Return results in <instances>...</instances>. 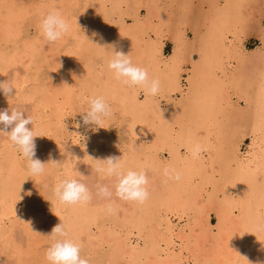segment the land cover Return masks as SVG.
<instances>
[{"label":"bare ground","instance_id":"6f19581e","mask_svg":"<svg viewBox=\"0 0 264 264\" xmlns=\"http://www.w3.org/2000/svg\"><path fill=\"white\" fill-rule=\"evenodd\" d=\"M10 1L13 9L8 13L10 2L0 0V18L6 17L4 14L8 13L11 14L12 22H20L31 13L26 10L28 5L24 8L25 3L23 6L17 4L20 0ZM81 1L41 0V8L38 6L37 10L31 11L39 12L41 18L42 14L52 8L60 9L70 22L71 31L55 46L49 45L39 37L26 46L27 51L23 56L28 57L30 63H36L38 57L41 61L39 68L43 64H50V71L58 77L55 84L45 83L44 87L40 85L42 88L38 84L41 89L38 92L40 95L41 92L42 95L44 93L45 97L44 103L40 100L43 103L41 105L44 109H53L52 121L55 126L61 115L66 116L77 111L78 105L86 103L89 97L105 98L112 107V115L102 125L103 128H94L92 135L84 140L83 162L93 165L94 169L100 168L103 165L96 160L103 161L110 157L109 151L114 146H124L120 158L124 159L125 170L144 169L150 176V199L142 206L118 201L117 212L112 214L115 218L112 222L115 228L109 224H101L107 223L106 215L110 216L102 206L98 208L92 203L83 207L67 206L61 204L56 197L51 201L54 203L53 208L41 218L36 216L41 212L38 208L40 203H34H37L40 194L44 195L50 188L53 189L49 183L52 177L49 182L46 180L51 176L55 165H48L43 176L34 177L29 173L27 177L23 175L27 169L23 171L25 168L20 167L22 162L17 163L20 156L16 157L17 153L12 151L16 155L13 156L15 159L10 160L7 169L4 168L0 173V221L9 215L21 213L19 209L23 208L20 222L15 225L19 224V228L26 231L25 236L30 245L39 243L42 237H36L39 221L46 224L48 236L52 229L62 222L68 237L81 245L82 256L87 250V258L92 264H249V261L255 264L257 260L264 261V27L259 28L262 47L254 54L248 53L243 36L246 34L247 20L243 17L245 11H242L246 0H201L202 5H207V8H202L201 22L193 28L194 52L198 54V59L192 61L186 84H183L182 79V44H186L184 39L187 31L179 26H185L187 23L173 20L180 9L176 8L171 0H150L149 6L152 9L148 19L143 22L137 18L134 28L127 27L124 20L129 14L125 10V13L122 12V3L127 4V0H94V5L90 4L89 0L87 3L82 1L85 3L82 5ZM189 2L191 0H181L179 6L184 10ZM109 4L112 5L109 7ZM81 9L89 12V15L82 14L75 18L77 10ZM115 16L123 19L121 24L112 22ZM152 18H155L156 22ZM37 21L39 23V19ZM0 22V31L7 39L13 26L10 21L0 19ZM118 24L120 30L117 31V41L128 43L126 48L129 49L130 46L131 50L136 51L138 61L135 60L137 63L141 62L137 65L147 68L150 77L159 79L160 95L147 97L142 101L141 97L144 95L141 90L124 86L107 70V63L113 55L112 53L109 56L112 50L108 47V31ZM33 26L31 28L35 27ZM148 30L153 31L159 38L173 33L175 50L168 61L157 56V53L162 52V41H157L155 47L141 44V38L148 36ZM93 32L100 35L92 38ZM85 35L93 43L106 48L90 43L84 38ZM101 36L103 39H100ZM7 44L5 46H9ZM22 45L24 46L23 43ZM11 46L13 47V44ZM1 53L3 52L1 51L0 55ZM4 55L7 56L6 53ZM133 55L131 56L134 57ZM3 59L5 60L1 58L3 62L0 63L7 67L9 59ZM5 73L7 72L0 67V81L5 80ZM33 88L35 87L32 86ZM19 90L18 93L21 94V89ZM40 95L37 96L38 99H42ZM18 98H21L20 95ZM163 103L166 104L165 107ZM79 124L81 126L76 127L80 136L75 135V141L68 147V151L67 147L66 151L63 149L59 139L52 140L50 137L52 142H46L49 136L44 140L47 133L36 127V131L42 133L35 139L36 158L44 162V157H49L50 154L55 161L58 156L65 157L61 162L65 164V172H53L56 176L55 184L66 178H77L76 171L80 173L75 164L78 157L80 158L78 145L84 134V127L81 121ZM43 127L45 128L46 124ZM50 129L55 131L52 127ZM246 138L251 139L250 149L248 153L242 154L241 149ZM37 139H43V142L38 143ZM68 141L70 140H67V143ZM195 143H200L205 148L199 159H193L188 154V149ZM10 144L11 142L8 145ZM99 147L103 148L101 158H98V155L94 157V149ZM6 152L9 151L6 150L5 154ZM166 154L169 158L165 160ZM110 155L117 157L116 154ZM170 166L182 173L179 183L164 182L163 169ZM12 203L13 209L9 207ZM213 217L216 224L213 223ZM85 224L89 225L88 228ZM100 224L95 231V234L98 232L97 235L93 234L90 226ZM3 230L0 225V253L10 256L9 250L12 248L13 251L15 242L7 238L6 241L12 242L11 248L9 243L2 245ZM140 240L146 241L144 246ZM14 256L21 258L18 254ZM30 260L33 259L29 257Z\"/></svg>","mask_w":264,"mask_h":264},{"label":"rangeland","instance_id":"374dc122","mask_svg":"<svg viewBox=\"0 0 264 264\" xmlns=\"http://www.w3.org/2000/svg\"><path fill=\"white\" fill-rule=\"evenodd\" d=\"M4 1H7V2H5V3H9V4H11V5H9V6H11V8L9 7V9H8V13L9 12H11L10 10L11 9H13L12 8V2L10 1V0H4ZM15 1V0H14ZM13 1V2H14ZM21 2H19V3H17V4H19L20 6H23L22 4H24L25 3V5H24V8L26 9V6L28 5V7H27V9L26 10H30V12L31 13H29L26 17H25V19H23L22 21H20V22H18V20L17 21H13L12 22V17H11V14H8V13H5L4 15L7 17H1L0 19H2V20H6V21H10L11 23V25L13 26V27H11L12 28V30H11V33H10V35H9V37L6 39L5 38V36L3 35L4 33L3 32H1L0 31V49H2V50H0V52L2 51L3 53H1V55H0V61H2L1 60V58H5V60L4 61H8V59H9V61L6 63V64H8L7 65V67H6V65L5 64H1L0 63V67L2 68V70H4V71H6L7 73H5V75H6V78H5V80L7 79H9V78H11L14 74H17V75H15L14 77L15 78H18V80L17 79H15L16 80V89L18 88V90L19 89H21V94L23 95V94H27L28 95V97H29V99H28V97H27V95L25 96H23V98H22V95L20 94V93H18V90H17V97H19V95H20V97L22 98H18L17 99V97H16V99H14V100H16V102H11V101H9L8 99H5V96L1 93L0 95H2V96H0V110H5V109H8L9 107H10V104L13 106V107H20V108H22V109H25V110H27V112H28V114H30L31 115V113H32V115L33 116H35L34 118H35V128L37 127V128H39L40 130H42V132H45V133H47L46 135H45V137H44V140L46 139H48V136H49V141L47 140L46 142H52L51 141V139H50V137L52 138V140L53 139H56V140H58V141H60L61 142V144L63 145V149L66 151V149H67V151H68V147L75 141V135H77V131H78V129H77V124H79L80 123V121L82 122V114H83V112L85 111L84 110V108H87V102L85 103H81L80 105H78L77 107H78V110H77V108H76V110L77 111H75L76 112V114H75V112H71V113H68V114H66V116L65 115H61L60 117H59V121H58V124L55 126V124L53 123V121L52 120H54L53 119V109H51V111L50 110H48V109H44L43 108V106L41 105V103L43 102L44 103V101H45V97H44V93H43V95H42V92H41V95H42V99L41 98H39L38 99V97L37 96H39L40 95V93L38 92V90L39 91H41V89H40V85H43L42 87H44L47 83L49 84V83H54L55 84V82H57L58 81V77L55 75V73H53L52 71H50L51 69L49 68L50 67V64H43V66H40V68H39V63L41 62L40 61V59L37 57V61H36V63H30L29 62V59H28V57H26L25 58V56H23V55H25L24 53H26V51L27 50H25L26 49V46L28 47V45L30 44V43H32L33 41H35V40H37L39 37L40 38H42L41 36H40V34H39V28H38V21H37V19H39L40 20V15L37 13V12H32L31 10H37V7L39 6V8H41L40 7V2H41V0H24V1H27V2H24L23 0H20ZM28 1H30V4H29V2ZM32 1L33 2H35V3H32ZM36 1H37V3H36ZM83 2H85V3H87V1L88 0H82ZM81 1V4L82 5H84L85 3H83ZM128 1V3L126 4V2L125 3H122V12H124L125 13V11H126V13L128 12V14H129V16H126V18H124V20H126V22H127V27H129V28H134V26H135V23H136V19L137 18H140V20L141 21H143V22H146L145 20L146 19H148V15H149V12H150V10L152 9V8H150V6H149V4H150V0H127ZM173 3H174V5H175V7L176 8H179L180 10H177V12H176V14L174 15V19L173 20H175V21H182V22H186L187 24L184 26H179V28L180 29H186V37H185V41H186V44L184 45V44H182L183 46V48H182V53H183V59H184V63L182 64V69H184V71H183V84H186V82H187V78L190 76V73H191V71H190V68L192 67V61H193V59H198V54L197 53H195L194 51V48H195V45H194V42H195V32H194V30H193V28L195 29V27H196V24H198L199 22H201L200 20H201V14H202V8H207V5L206 6H204V5H202V1L201 0H191V2H189V4H188V6H186V8H184V10H183V8H181L180 6H179V3L181 2V0H171ZM38 2H39V4H38ZM89 2H91L90 4H92L93 2H94V0L93 1H91V0H89ZM246 3V5H245V7H244V9L242 10V11H245V12H243V17H244V19H246L247 21H245L246 22V34H244L243 36H244V46H245V50H247V52L248 53H250V54H254L256 51H258L259 49H260V47H262V42H261V34H260V32H259V28H263L264 27V0H246L245 1ZM35 4V5H34ZM30 5H32V7H30ZM93 5H94V3H93ZM112 4H109V7L111 6ZM34 6H36V8H34L33 9V7ZM188 7V8H187ZM38 8V9H39ZM83 9H81L80 11H81V13H80V11L79 10H77L78 12H77V14H76V16H75V18H79L82 14H85V15H89L88 13L89 12H87L86 13V11H82ZM125 10V11H124ZM152 13V12H151ZM38 14V15H37ZM42 15H44V14H42ZM80 15V16H79ZM118 16H119V14H118ZM118 16H115V18L112 20V22L113 21H115L116 22V24L117 23H120L121 24V22L123 21V19L120 17H118ZM30 17V18H29ZM36 17H38L37 19H36ZM118 18V19H117ZM120 20V21H119ZM122 20V21H121ZM138 20V19H137ZM152 20H154V22H156V19L155 18H152ZM33 21V23H31L30 24V22H32ZM37 21V22H36ZM179 21V22H180ZM115 22H113L114 24H115ZM176 22V23H177ZM181 22V23H182ZM1 23V22H0ZM27 23H29V24H27ZM35 23V27L33 26V24ZM149 23V22H148ZM15 24V25H14ZM20 24V25H19ZM120 24H118V25H114L115 27H113L112 29H110L108 32H110L109 33V35H110V37H108V47H109V50H110V45H111V53H109V56H111L112 55V53H113V51H116V49H117V47H118V49H117V51H123V49H124V53L125 54H129V52L128 51H130L131 52V55H133L134 57H132L131 56V59L133 60V62H134V64H141V62L139 63H137V57H136V51H134V50H131V47L129 46V49L128 48H126V47H128V43H124V42H119V41H117V38H116V36L118 37V39H119V32H117V31H119L120 30V28H119V26H120ZM34 27V28H31L32 26ZM36 25H37V27H36ZM31 26V27H30ZM195 26V27H194ZM126 27V28H127ZM21 28V29H20ZM27 28V29H26ZM14 29H15V31H14ZM23 30H25V31H23ZM33 30V31H32ZM151 30V29H150ZM114 31H116L115 33H114ZM173 31H175V29L173 28ZM172 31V32H173ZM17 32H18V34H17ZM152 32V34H150ZM3 33V34H2ZM27 33V34H26ZM31 33V34H30ZM17 35V36H16ZM20 35V36H19ZM2 36V37H1ZM16 36V37H15ZM146 37H144L143 36V38H141V44H148V45H152V46H154V44L156 43H158L159 41H162L164 44H163V49H162V52L161 53H157V56H158V58H161L162 60H166V61H168L169 60V58L173 55V53H174V50H175V42L173 41V33L172 34H166V35H164L165 37H160L159 38V36H157L155 33H153V31H149L148 30V36L147 35H145ZM149 36H151V37H149ZM157 36V37H156ZM150 39H149V38ZM16 38V39H15ZM114 38H116V39H114ZM145 38H148V39H146L145 40ZM14 39V40H13ZM159 39V40H158ZM13 40V41H12ZM111 41V43H109L110 41ZM114 40V41H113ZM120 40H123V39H120ZM11 41V42H10ZM19 43H18V42ZM25 41V42H24ZM123 41H125V39L123 40ZM145 41V42H144ZM153 41V42H152ZM158 41V42H157ZM12 42H14V43H12ZM17 42V43H16ZM8 43V44H7ZM10 43V44H9ZM13 44V47L11 46L12 44ZM22 43L24 44V46H25V48H24V46L22 45ZM27 43V44H26ZM115 43H117L116 45H115ZM124 43V44H123ZM4 44V45H3ZM5 44H7V45H9V46H5ZM123 44V45H122ZM143 44V45H144ZM181 44V43H180ZM22 45V47H20L21 49H19V46H21ZM126 45V46H125ZM142 45V46H143ZM5 46V47H4ZM115 46V47H114ZM7 47H12V48H7ZM155 47V46H154ZM8 50H7V49ZM22 48H23V50H22ZM113 48V49H112ZM17 49H19V51L17 50ZM115 49V50H114ZM12 50V51H11ZM15 50H17L16 52H15ZM23 51V53H21V51ZM4 51H6V52H4ZM18 52V53H17ZM133 52V53H132ZM4 53H6V55L7 56H5L4 55ZM10 53V54H9ZM13 53V54H12ZM20 53V54H19ZM191 53V54H190ZM8 54L10 55L9 57H8ZM15 54H17V55H15ZM189 54V55H188ZM4 55V56H3ZM13 55V56H12ZM21 55V56H20ZM3 56V57H2ZM13 57H15V58H13ZM18 57V58H17ZM20 57H22V58H20ZM165 58V59H164ZM16 59V60H15ZM18 59H20V60H18ZM22 59H23V61H22ZM27 59H28V61H27ZM137 61H136V60ZM14 62H13V61ZM12 61V62H11ZM16 61V62H15ZM21 61V62H20ZM3 62V61H2ZM13 63V64H12ZM15 63V64H14ZM17 63V64H16ZM21 63H23V65H21ZM147 63V62H146ZM28 64V65H27ZM10 65V66H9ZM15 65V66H14ZM37 65V66H36ZM144 65H146V64H144ZM139 66V65H138ZM142 66H143V63H142ZM190 66V67H189ZM26 67H27V69H26ZM4 68H6V70L4 69ZM28 68H29V70H28ZM37 68H39L38 70H37ZM44 69V70H43ZM27 70V71H26ZM32 70V71H31ZM40 70V71H39ZM41 71H44V72H41ZM8 72H9V74H8ZM17 72V73H16ZM24 72V73H23ZM31 72V73H30ZM36 72H38V73H36ZM40 72V73H39ZM185 72V73H184ZM42 73V74H41ZM45 73V74H44ZM23 74V75H22ZM26 75V76H25ZM22 76V77H21ZM56 76V77H55ZM9 77V78H8ZM26 77H27V79L29 80H27L26 79ZM36 77V78H35ZM22 78V79H21ZM35 78V79H34ZM26 79V82H25V84H24V80ZM17 81H18V83H17ZM28 82V83H27ZM41 82H43V83H41ZM46 83V84H45ZM38 84H39V86H38ZM23 85H24V87H23ZM27 85V86H26ZM20 86H22V87H20ZM32 86L33 87H35V88H33L32 89ZM31 87V88H30ZM41 87V88H42ZM27 89H29V90H27ZM31 89V90H30ZM36 89H37V91H36ZM25 90V91H24ZM27 90V91H26ZM20 91V90H19ZM23 91V92H22ZM36 93V94H35ZM32 94V95H31ZM29 95H31V96H29ZM41 95H40V97H41ZM25 97V98H24ZM27 97V98H26ZM31 97V98H30ZM35 98V99H34ZM4 101H3V100ZM24 99V100H23ZM33 99V100H32ZM9 102H8V101ZM13 100V101H14ZM28 100V101H27ZM40 100H42V102H40ZM141 100L143 101V100H145V97L144 96H142L141 97ZM7 101V102H6ZM20 101V102H19ZM25 101V102H24ZM37 101H39V102H37ZM79 101V100H78ZM2 102V103H1ZM4 102H5V105H4ZM37 102V103H36ZM165 102V101H164ZM42 103V104H43ZM80 103V102H79ZM164 107H165V103H163L162 104ZM41 108V110H39ZM83 109V110H82ZM82 110V111H81ZM31 111V112H30ZM50 111V112H49ZM37 112V113H36ZM45 112V113H44ZM35 113V114H34ZM80 113V114H79ZM80 116H79V115ZM37 115V116H36ZM76 115H77V117H76ZM80 117V118H79ZM46 118H47V120H46ZM76 119V120H75ZM42 120V121H41ZM64 120V121H63ZM75 122H74V121ZM79 120V121H78ZM46 121V122H45ZM51 121V122H50ZM65 122V123H64ZM39 123V124H38ZM51 123H52V126H51ZM42 124H44V125H42ZM45 124H46V127L44 128L43 126H45ZM49 125V126H48ZM75 125V126H74ZM82 125H83V122H82ZM42 126V127H41ZM61 126V127H60ZM67 126V127H66ZM76 127V128H74V127ZM29 128H31V125H29L28 126ZM41 127V128H40ZM50 127H52V129H54L55 131L53 132V130L52 131H50L51 129H50ZM65 128V129H62V128ZM84 127V126H83ZM49 128V130L48 131H50V132H48L46 129H48ZM69 128V129H68ZM91 128V129H90ZM94 128H95V126H90V127H88L87 128V130H86V128L84 127V130H82L83 132H82V139L80 140V143H79V148H78V156H80V158L78 157V160H77V162H76V166H77V168H79V171H80V173H82L83 175H84V177H86L87 179H84V178H81V177H77V178H79V179H82V181L84 182V183H86L88 186H89V188L93 191V193L95 192V188H94V185L96 184V183H101V184H112V183H114V181L111 179V178H108V177H102L103 175H101V174H97L95 171H94V166L93 165H91V164H87L86 162H83L84 161V158H83V154H82V150H83V144L85 143V141L84 140H86L87 139V137L89 138V136L90 135H92V133H93V130H94ZM46 131H45V130ZM73 129V130H72ZM76 129V130H75ZM58 130H59V132H58ZM91 130H92V132H91ZM72 131V132H71ZM52 132V133H51ZM66 132H67V134H66ZM71 132V133H70ZM90 132H91V134H90ZM54 133V134H53ZM60 133V134H59ZM48 134H50V135H48ZM72 134V135H71ZM65 135H67V136H65ZM85 135V136H84ZM53 136H54V138H53ZM60 136V137H59ZM70 138V139H69ZM7 140V141H6ZM39 140V141H38ZM43 139H37V142L38 143H42L43 141H42ZM63 140V141H62ZM67 140H70V141H68V143H67ZM41 141V142H40ZM251 142V139L250 138H246V141H245V145L242 147V149H241V153L242 154H246V153H248V151H249V149H250V143ZM10 143V141L7 139V137H5V136H3V135H0V173L2 172V170L5 168V169H7V164H9V162H10V160H14L15 159V157H13V156H16V157H18V156H20V154L13 148V145L12 144H10V145H8ZM66 144V145H65ZM7 145V146H6ZM50 145V144H49ZM48 145V146H49ZM65 145V146H64ZM5 146V147H4ZM48 146H46V147H48ZM82 146V147H81ZM117 146V147H116ZM116 146H114L113 147V151L110 149V151H109V156H111L110 155V153H112V154H116L117 155V157H120L121 155H122V153H123V149H124V146H119V145H116ZM119 146V147H118ZM67 147V148H66ZM10 148H12V150L10 149ZM66 148V149H65ZM100 148V149H99ZM99 148H97V149H94L95 150V152L96 153H94V157L95 156H97L98 158H101V155H103V152H102V149L103 148H101V147H99ZM119 148V149H118ZM7 151H9V152H14V153H17L16 155L15 154H13V152L10 154L9 152H6L7 154H5V151L6 150ZM117 149V150H116ZM5 150V151H4ZM94 150L92 151V153L94 152ZM3 151V152H2ZM98 152V153H97ZM116 152V153H115ZM9 153V154H8ZM100 153V154H99ZM13 154V155H12ZM12 155V156H11ZM61 156H62V154H61ZM65 156H66V154H65ZM11 157H12V159H11ZM59 158H57V162H62V161H64L63 160V158L65 159V157H60V156H58ZM19 159H18V162L17 163H23V164H27L26 163V161L20 156V157H18ZM61 158V159H60ZM166 158H169V155L168 154H166L165 155V160H166ZM49 157L48 156H45L44 157V163H47L49 160ZM81 159V160H80ZM106 159V158H105ZM24 162H23V161ZM81 162H82V164H81ZM11 163V162H10ZM21 163V164H22ZM79 163V164H78ZM20 164V167H23V168H25V169H23V171L24 170H26L27 169V171H28V167H27V165H26V167H25V165H21ZM63 165H65L64 163L62 164L61 163V165L59 166V167H56L55 166V169L52 171V174H51V176H49V178H48V180H46V181H50L51 180V177H52V180L49 182V183H51L52 184V186H51V184H50V186L51 187H54L53 186V182L54 181H56V176H54V174H58L59 172H65V168H64V166ZM80 166V167H79ZM102 167V166H101ZM95 169H97V168H95ZM27 171H24V172H26V173H24L23 172V175L24 176H27L28 174H29V171L27 172ZM53 172H54V174H53ZM28 177V176H27ZM95 177V178H94ZM85 180V181H84ZM93 180V181H92ZM54 184H55V182H54ZM41 189V188H40ZM51 189L52 188H50V191H48V192H46V193H44V195L43 194H40V197H39V199L37 200V203H34L35 205H39V203H40V205L38 206V208H39V210L41 211L40 212V214L39 215H36V216H39V217H41V218H43L44 216H46L47 214H48V210H51L52 208H53V204H52V202L51 201H53L54 199H55V196H54V194H53V192H51ZM52 191H53V189H52ZM52 194H51V193ZM47 196H49V197H47ZM46 198H48V199H46ZM51 198H53V199H51ZM46 199V200H45ZM45 200V201H44ZM48 201V202H47ZM49 201H50V203H49ZM47 202V203H46ZM44 203V204H43ZM92 205H94L95 207H97L98 206V208L101 206V204H102V202L101 201H99V200H97V199H94L92 202ZM101 203V204H100ZM11 205V204H10ZM49 206V207H47V206ZM41 206H43V207H41ZM51 206V207H50ZM11 209H13L14 208V206H13V203H12V205L11 206H9ZM43 208V209H42ZM49 208V209H48ZM101 208V207H100ZM47 209V211H45ZM103 210V209H102ZM21 211V213L23 212V208H21V209H19V212ZM117 212V211H116ZM116 212H115V214H116ZM21 213H18V214H14L13 216L12 215H9L7 218H3V219H1V221H0V225L1 226H3V231H4V235H3V238L1 239V244L2 245H7L8 243V245L10 246L11 244H10V240L9 241H6L7 240V238H10L12 241H13V243H14V246H15V248H13V251H12V248H11V246L9 247V248H11L10 250H9V254H10V256L9 255H4V253L3 254H1L0 253V264H36V262H37V264H47V262H45L44 260H45V250L50 246V244L52 243V241L50 240V239H48L47 238V236H48V234H47V226H46V224H44V223H42V222H44V221H39L37 224H38V226H37V234H36V237H43V239H42V237L40 238V242L39 243H37V244H35L34 245V243H31V244H33V245H30V243H28V238H27V236H25V232L21 229V228H19V224L18 225H15L16 223H19L20 221V219H21ZM114 214V215H115ZM16 215L18 216V217H16ZM44 215V216H43ZM111 216V217H110ZM106 215L105 216V221L107 222V223H101V224H109V225H112V227H114V225L112 224V222L114 221V217H112V215ZM17 218H18V220H17ZM7 219V220H6ZM113 219V220H112ZM10 220V221H9ZM15 221V222H14ZM19 221V222H18ZM14 222V223H13ZM13 223V224H12ZM213 223L214 224H216V220L214 219V217H213ZM101 224L100 225H95V226H90V229L91 230H93L92 232H93V234H95V231H97L98 230V228H99V226H101ZM11 225H13V226H11ZM46 226V228H44ZM85 226H86V228H88V224H85ZM16 227H18L17 229H19V230H17L16 229ZM92 227V228H91ZM96 229H95V228ZM10 228V229H9ZM115 228V227H114ZM15 229H16V231H15ZM9 231V232H8ZM46 231V232H45ZM19 232V233H18ZM24 232V233H23ZM13 233V234H12ZM43 233V235H45V236H43V235H41ZM97 233L98 232H96V234L95 235H97ZM47 234V235H46ZM38 235V236H37ZM144 236V235H143ZM16 237V238H15ZM19 237V238H18ZM45 238V239H44ZM6 239V240H5ZM15 239H16V241H15ZM30 240V239H29ZM46 240H47V242H46ZM145 240H147V239H145ZM5 241V242H4ZM42 241V242H41ZM51 243H50V242ZM141 241V244L143 245V244H145L144 242H146V241H143V240H140ZM22 242V243H21ZM12 243V242H11ZM28 243V244H27ZM18 245H19V247H18ZM22 245H23V247H22ZM30 245V246H29ZM144 246V245H143ZM21 247V249L19 250V248ZM33 247V248H32ZM17 248H18V250H17ZM26 248V249H25ZM25 249V250H24ZM29 250H31V251H29ZM86 250V249H85ZM87 251V250H86ZM86 251H84L83 252V255H84V257L85 258H87V252ZM15 252V253H14ZM30 252V253H29ZM32 252H35V253H32ZM40 254H39V253ZM14 254H18V255H21V258L20 257H15L14 256ZM26 254H27V256H26ZM28 254H30L29 256H28ZM40 255L39 257L37 256V255ZM87 254V255H86ZM44 258H43V257ZM29 257L31 258V259H33V260H30L29 261ZM20 258V259H19ZM22 258H23V260H22ZM40 260H39V259ZM42 258V259H41ZM88 259V258H87ZM18 260V261H17ZM25 260V261H24ZM36 260V261H35ZM42 260V261H41ZM23 261V262H22ZM89 264H92V263H90L89 262Z\"/></svg>","mask_w":264,"mask_h":264},{"label":"clouds","instance_id":"9594fccd","mask_svg":"<svg viewBox=\"0 0 264 264\" xmlns=\"http://www.w3.org/2000/svg\"><path fill=\"white\" fill-rule=\"evenodd\" d=\"M38 28L40 36L51 46H55L62 41L71 31L70 22L65 18L62 11L57 8H52L42 15ZM99 35V33L93 32L92 38ZM84 38L98 46L86 35ZM100 39H103L102 36ZM98 47L106 48L103 46ZM107 70L115 80L121 82L124 86L141 90L145 98L156 97L161 93L159 79L150 77L147 68L134 64L131 54H125L123 51H113V55L107 63ZM0 93L9 101L15 99L17 89L14 75L8 80L0 81ZM111 115L112 107L103 96L89 97L87 108L82 114L83 126L85 128L90 126H95V129L103 128L102 125ZM29 125H32L31 129H29ZM80 126V124H77V127ZM0 135L7 137L14 149L26 161L31 176L45 175L50 164L57 167L61 165L60 162L52 159L51 154L47 163L36 158L37 146L35 139L40 137L42 133L36 131L35 118L33 115L28 114L25 109L18 106L13 107L10 104L8 109L0 110ZM204 151L205 148L202 144L195 143L188 149V154L193 159H199ZM96 161L103 166L94 169V171L97 174H103L105 177L111 178L114 183H96L94 185L95 192L93 193L82 179L75 177L63 179L53 187V193L61 204L83 207L97 199L102 202V208L112 215L116 212L118 201L141 206L148 202L151 196L149 190L150 176L146 170L131 168L125 170L123 157L110 156L103 161ZM76 176L87 179L77 171ZM163 176L165 183H179L182 179V173L171 166L163 169ZM48 238L52 240V243L45 252L47 264H89V260L81 255V245L68 237V232L62 222L52 229ZM249 264H251L250 261ZM255 264H264V261L257 260Z\"/></svg>","mask_w":264,"mask_h":264}]
</instances>
